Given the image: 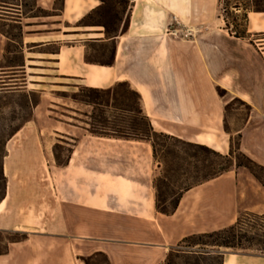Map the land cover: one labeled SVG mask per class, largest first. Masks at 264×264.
Listing matches in <instances>:
<instances>
[{
	"label": "crops",
	"instance_id": "crops-1",
	"mask_svg": "<svg viewBox=\"0 0 264 264\" xmlns=\"http://www.w3.org/2000/svg\"><path fill=\"white\" fill-rule=\"evenodd\" d=\"M11 6L0 22L21 28L23 66L10 73L23 78L8 85L38 91L34 113L58 107L48 98L64 89L126 82L155 132L223 155L240 134V150L264 167V47L249 41L264 34V12H248L250 39H242L225 30L220 0H132L125 32L121 21L112 35L84 23L98 19L99 0H34L32 16ZM174 21L176 35L168 33ZM184 29L192 36L183 38ZM8 42L0 33V61ZM99 48H109L107 62L95 57ZM234 99L251 111L228 133L225 107ZM60 106L72 115L53 119L51 129L36 115L6 144L0 231L25 237L6 243L0 264H85L98 254L108 264H163L183 238L230 226L238 212L264 213V188L243 167L185 191L172 214L157 212L151 144L92 134L78 109ZM50 135L72 143L63 166L54 165ZM222 264H264V254L228 250Z\"/></svg>",
	"mask_w": 264,
	"mask_h": 264
},
{
	"label": "trees",
	"instance_id": "trees-1",
	"mask_svg": "<svg viewBox=\"0 0 264 264\" xmlns=\"http://www.w3.org/2000/svg\"><path fill=\"white\" fill-rule=\"evenodd\" d=\"M33 1L34 0H32V5ZM99 1L102 3V7L98 19L85 21L84 23L88 24L94 22L96 25L104 27L106 35H112L116 32V28L122 21V17L119 14H115L114 19L116 21V27L111 28L108 26L102 20L104 16L103 10L105 9V0ZM117 2L120 6L125 4V0H117ZM24 6L27 7L26 3H24V5L22 4V7ZM231 8L233 10L232 12L239 13H236L238 15H233V13H229L226 8L223 9L222 17L225 30L236 38L250 39V35L247 31L248 12H264V0H242L234 3ZM29 9L31 12L32 7L30 6ZM229 18L232 19L231 22ZM237 19H239L241 23H237ZM127 22L128 18H126L125 24L123 21L122 31L124 32L127 28ZM11 24L15 25V28L19 32V41H15L10 33H4L2 31H0V33L4 34L9 42L17 44V49L20 54L21 28L15 23ZM249 41L251 44H254L252 38ZM7 50L8 49H6V53ZM106 64H109V62ZM21 66H23L22 56L21 62L18 65L7 67L13 69ZM4 67L5 66H0V69ZM9 87L10 86L7 85L0 87V93H8V91L11 90ZM118 88L126 89L124 92L118 93ZM218 94L223 95L224 91L218 89ZM77 95H82L84 101L88 102L87 104H93L95 106H101L111 100L123 110L127 107L128 97H134L135 107L131 111L135 114L136 118H134L128 126L131 130L130 134H125L120 124L114 123L110 125L108 119L101 110L98 111L94 118L97 127H95L96 125H91V132L97 136L124 138L127 140H143L151 144L153 156L157 163V169H161L162 171L160 176L154 181L155 208L156 211L161 214H172L176 210L180 198L185 191L219 177L230 171L233 167H243L247 169L264 188V167L253 161L240 150V134L236 135V138H230V150L228 154L223 155L206 146L188 143L175 137L155 132L142 113L140 108V96L138 93L132 91L126 82L118 83L110 89L82 87L79 88ZM74 99L76 98L74 97ZM234 102L244 105L247 109V114L251 111V107L239 99H234L231 103L227 104L225 111H227ZM37 104L36 102L31 103L32 106H37ZM21 127L22 126L15 128L10 136L18 132ZM224 130L230 133L226 125H224ZM170 141L181 144L186 151L192 150L195 152V155H200L202 159L193 164L186 162V165L184 167L182 166L180 169H172L170 167L171 165L169 163L167 164L164 159L168 155L175 154L174 150L168 146V142ZM160 153H164L162 158L159 157ZM5 154L6 150L3 146L0 149V202L4 199L6 193V177L3 172V159ZM210 158L215 159V161L212 162ZM66 163L67 160L58 163V165L63 166ZM172 177H174L173 180H171ZM176 189L177 193L175 192ZM24 237L25 234H22L19 238L11 241H20ZM221 250L253 251L264 254V213L256 214L243 212L230 226L211 232L193 234L183 238L175 248L169 251L163 264H222L224 251ZM96 256H102L106 264H108L107 259L103 255L98 254ZM92 258L93 257L84 259L85 264H89Z\"/></svg>",
	"mask_w": 264,
	"mask_h": 264
},
{
	"label": "rangeland",
	"instance_id": "rangeland-1",
	"mask_svg": "<svg viewBox=\"0 0 264 264\" xmlns=\"http://www.w3.org/2000/svg\"><path fill=\"white\" fill-rule=\"evenodd\" d=\"M242 0H220V13L223 15V9L226 8L229 13H233V15H238L236 13L239 12H232L231 6L236 3L240 2ZM100 2V1H99ZM132 0H125V4L120 6L117 2V0H105L104 4V16L102 20L111 28L116 27V21L114 19L115 14H119L122 17V21H126L128 10L131 5ZM26 3L27 7H22V13L28 14L29 16L37 14L36 11L30 12L29 7H32V0H0V14L5 15L3 12H10L14 13L8 9L5 8H11L13 9L14 6L11 5H24ZM124 11V12H123ZM229 21L231 22L232 19L229 18ZM237 23H241L239 19L236 20ZM9 25V26H8ZM5 24L3 22H0V31L4 33H10L15 41H19V32L15 28V25L13 24ZM174 23L171 25L173 26ZM170 26V27H171ZM253 40H258V42L263 43L264 47V34H259L257 36H254L252 38ZM18 46L15 43L8 42L7 44V53L4 56V59L0 61V66H5L3 69H0V87L7 85V86H15V85H8L11 83H17L15 87L20 86L21 79L23 78L22 74L20 72L16 73H10V71H13L14 69L18 68H9L7 66H15L18 65L21 62V55L18 52ZM104 53V61L109 60V48L108 49H96L94 51V55L97 58L101 59V54ZM103 61V62H104ZM18 71V70H17ZM7 72V73H3ZM15 75V76H12ZM11 79H16L12 80ZM126 88H118L117 92L122 93L125 91ZM79 89H64L60 92H56L53 95H51L48 99H51L52 101L56 102V105L58 107L52 108L48 111H44L43 115L42 109L37 110V112L34 113V108L36 106H32L31 103H39V93L37 90H28V91H21V92H11L12 90L8 91L6 94L0 93V149L4 146L6 147V144L8 140L12 136L11 132L19 127V126H25V125H33V122L37 120L36 115H38V122H40V125L45 129H51L53 125V119H63L62 116H71L69 112H72L73 110L64 106H60L61 104H65L68 106L74 107V109H78L77 115L75 116L80 122H83L86 124L87 129L90 133H92V127L91 125H96L95 117L98 113V111H102L104 113V116L108 119L109 124H120L122 125V131L126 133H131V130L129 129L130 122L136 118L135 114L131 111L135 107V99L134 97H128L127 99V107L123 110L120 109L117 105L114 104L113 101H108L104 103L101 106H95L93 104H87L88 102L84 101V98L82 95H77ZM74 97L76 99H74ZM52 112V113H51ZM247 114V109L244 105H241L240 103L234 102L231 104L229 109L225 112V122L224 125L228 128L230 132H234L237 130L245 116ZM127 126V127H126ZM21 127V128H22ZM97 127V125L95 126ZM20 128V129H21ZM93 134V133H92ZM14 136V135H13ZM53 135L47 136L44 141L47 145L51 146L52 149V156L54 158V165H58V163L65 162L68 159L69 156V146L67 144H72L71 142L66 143H60L57 141L56 138H53ZM236 138V136H233ZM124 139V138H122ZM135 140V139H131ZM142 141V140H139ZM169 148L174 150V155H168L164 159L166 163L170 164L171 168L174 170L184 167L187 163L193 164L197 161H200L202 157L200 155H195V152L192 150L186 151L185 148L182 147L181 144L175 143L174 141L168 142ZM187 152V153H186ZM164 153H160L159 157L162 158ZM195 155V156H193ZM57 160V161H56ZM210 160L215 161V159L210 158ZM156 163V162H155ZM236 167H233L231 170L235 169ZM161 169H157V163L155 167V173H154V181L158 176L161 174ZM174 177H172L171 180H173ZM177 193V189L175 190ZM174 192V193H175ZM243 212L236 213V220L240 214ZM21 233H8V232H2L0 231V253H3L6 247V243L8 241L17 239L21 236ZM221 251H228V250H221ZM89 264H106L104 258L102 256H96L93 257Z\"/></svg>",
	"mask_w": 264,
	"mask_h": 264
},
{
	"label": "built area",
	"instance_id": "built-area-1",
	"mask_svg": "<svg viewBox=\"0 0 264 264\" xmlns=\"http://www.w3.org/2000/svg\"><path fill=\"white\" fill-rule=\"evenodd\" d=\"M180 31H181L180 30V25L176 21H174V25L171 26V27H169L168 33L173 34V35H176ZM191 36H192V32L190 30L184 29L182 31V37L183 38H188V37H191Z\"/></svg>",
	"mask_w": 264,
	"mask_h": 264
},
{
	"label": "bare ground",
	"instance_id": "bare-ground-1",
	"mask_svg": "<svg viewBox=\"0 0 264 264\" xmlns=\"http://www.w3.org/2000/svg\"><path fill=\"white\" fill-rule=\"evenodd\" d=\"M28 141H30V140L28 139ZM29 144L27 142V145L28 146H26L27 148H26L25 157H27V159H29V160H32L33 159V155H34V149L32 148L33 146L32 145H29ZM1 209H2V204L0 205V211H1Z\"/></svg>",
	"mask_w": 264,
	"mask_h": 264
}]
</instances>
